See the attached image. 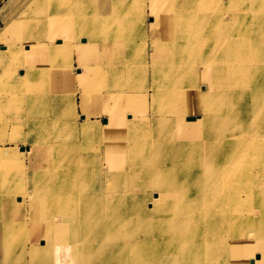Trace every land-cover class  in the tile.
<instances>
[{
    "label": "bare ground",
    "instance_id": "6f19581e",
    "mask_svg": "<svg viewBox=\"0 0 264 264\" xmlns=\"http://www.w3.org/2000/svg\"><path fill=\"white\" fill-rule=\"evenodd\" d=\"M148 3L153 18L149 29L154 33L150 46L152 53L158 54L152 61L150 83L144 77L143 94H137L136 84L131 83L135 78L131 65L121 66V49L128 37L116 22L113 37L119 42L113 44L117 51H113L112 58L107 57L110 62L100 59L96 68L110 77V93L101 91L97 84L91 92L95 79L100 78L95 68L85 73L77 71L75 79L82 84L78 85L79 106L86 114L87 101L93 95V103L99 101L101 105L99 112L108 116L104 126L110 128V140L117 139L118 146L123 147L122 141L131 138L127 153H147L153 148L145 158L130 161L137 166L115 177V195L107 200L121 205L134 202L151 179L150 172L161 166L166 167L167 175L180 173L166 187L185 198V209L173 219L147 204L140 228L118 231L113 220L117 221L116 215L123 217L124 211L101 215L94 210L103 196L81 197L70 209L43 204L39 214L47 218L40 222L44 225L29 227L39 241L30 243L29 255L35 264H62L67 257L83 258L81 264H131V255L137 259L138 253L153 252L156 244L161 253L152 263L142 264H264V188L260 187L264 185V0ZM1 49L8 50L6 46ZM33 54L28 52V56ZM148 58L140 49L126 54V62L133 64H144ZM19 59L12 54L7 68H14ZM108 71L110 74H106ZM150 97L153 106L148 114L146 102ZM107 98H116L110 111L106 110ZM222 103V108H215ZM180 129L186 131L178 133ZM139 130L146 132V140L135 136ZM61 148L71 151V146ZM132 191L138 194L127 196ZM55 194L58 197L60 193ZM129 209L137 216L142 214L135 204ZM73 216H77V226L70 220ZM10 222H3L6 234L17 231L18 235V227L28 231L18 221ZM220 233L229 239L226 246L223 243L224 251H217L219 246L212 242ZM2 238L0 264L5 263L7 248V238ZM15 252L13 248L11 254ZM86 253L96 257L85 260Z\"/></svg>",
    "mask_w": 264,
    "mask_h": 264
},
{
    "label": "rangeland",
    "instance_id": "374dc122",
    "mask_svg": "<svg viewBox=\"0 0 264 264\" xmlns=\"http://www.w3.org/2000/svg\"><path fill=\"white\" fill-rule=\"evenodd\" d=\"M148 6V0H0V237L6 236L5 247L8 248H5L4 264H35L36 260L31 258L28 249L30 243L35 245L39 241L29 227L36 223L44 225L40 222L47 217L39 214L43 204L70 209L78 204L81 197L103 196L101 205L95 206L94 210L101 215L124 211L123 217L115 214L117 221L113 220L118 231L140 228L147 204L165 211L166 217L173 219L185 209L182 207L185 198L166 187V183L180 173L167 175L166 167L161 166L150 172L151 179L142 186L144 191L135 197L134 202L127 201L124 203L128 204L121 205L116 200H107L115 195L112 190L115 177L137 166L130 161L145 158L153 148L151 146L147 153H127L131 138L122 141L123 147L118 146L117 139L110 140V128L104 126L108 116L99 112L101 105L99 101L93 103V95L87 101L86 114L79 106L81 87L78 85L82 84L77 83L76 72L85 73L90 67L98 68L100 59L111 57L113 51H117L113 44L119 42L113 37L116 22L120 25L119 30L126 32L128 37L125 40L127 45L121 49V66L127 68L131 65L135 76L131 83L136 84L137 94H143L144 77L146 75L145 81L150 83V75L154 73L152 61L158 54L152 53L150 46L154 33L149 29L153 18ZM9 24H12L11 28L5 31ZM144 32L145 36H142ZM3 46L8 50L1 49ZM102 49H106L104 53L100 52ZM139 49L145 50L148 61L144 64L126 62V54ZM28 52L34 54L28 56ZM12 54L20 59L14 68L8 69ZM105 62L110 60L107 58ZM21 70L25 75L19 74ZM96 70L100 78H96L94 84L92 82L91 92L97 84L101 91L110 93V77ZM68 80L70 82L66 83ZM52 94L57 95V99ZM115 99L107 98L109 105L106 110H111ZM146 105V113L149 114L153 106L151 97ZM222 105L215 108H222ZM185 131L180 129L177 132ZM135 136L142 141L147 138L144 130L137 131ZM61 146H71V151L63 150ZM66 162L71 165L67 166ZM260 187L263 189L264 185ZM56 192L60 193L58 197H54ZM134 194L138 193L132 191L127 196ZM134 204L142 213L140 216L129 209ZM261 212L264 213V208ZM127 214L131 216L128 218ZM10 219L18 221L16 223L28 231L17 226L18 235L17 231L6 234L3 222H10ZM70 220L78 225L77 216ZM10 224L15 225L12 221ZM228 240L226 234L220 233L212 242L219 246L217 251H224L223 243L226 246ZM3 244L2 238L0 246ZM154 246L153 252L138 253L139 260L131 255V264L152 263L154 257L161 253H158L157 245ZM12 247L16 250L14 256ZM84 257L91 260L96 255L86 253ZM83 261V258L67 257L62 264H81Z\"/></svg>",
    "mask_w": 264,
    "mask_h": 264
}]
</instances>
